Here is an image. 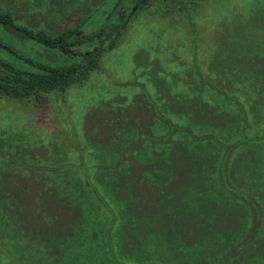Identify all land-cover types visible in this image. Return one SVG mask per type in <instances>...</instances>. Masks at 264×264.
Instances as JSON below:
<instances>
[{
	"label": "rangeland",
	"instance_id": "1",
	"mask_svg": "<svg viewBox=\"0 0 264 264\" xmlns=\"http://www.w3.org/2000/svg\"><path fill=\"white\" fill-rule=\"evenodd\" d=\"M40 3L0 12L78 40L107 29L85 76L0 96V264H264V0H152L123 19ZM0 42L21 69L91 48L60 56L1 24Z\"/></svg>",
	"mask_w": 264,
	"mask_h": 264
},
{
	"label": "trees",
	"instance_id": "2",
	"mask_svg": "<svg viewBox=\"0 0 264 264\" xmlns=\"http://www.w3.org/2000/svg\"><path fill=\"white\" fill-rule=\"evenodd\" d=\"M0 24L10 36L17 40L33 42L38 48L47 51L57 50V54L60 56L64 55L59 50L67 49L74 43H82V40L77 39L73 29L67 28L53 35H47L43 31H34L24 25L15 24L8 12H0ZM100 31L93 32L83 40L95 43L96 46H92L89 51L82 54L78 61L67 63L65 59L57 63L55 60L58 56L52 53L51 56L45 54L46 60L42 62L27 60L31 68L21 69L0 59V96L22 98L30 95L34 100H37L42 92L65 86L78 75L85 76L90 69L96 66V58L103 48V46L100 47ZM0 45L7 47L2 42Z\"/></svg>",
	"mask_w": 264,
	"mask_h": 264
},
{
	"label": "flooded vegetation",
	"instance_id": "3",
	"mask_svg": "<svg viewBox=\"0 0 264 264\" xmlns=\"http://www.w3.org/2000/svg\"><path fill=\"white\" fill-rule=\"evenodd\" d=\"M40 1V7H41V13L42 11H45L44 13L40 14L41 16L46 13V15H51L53 10H59L61 12H65L66 14L70 13L71 11L75 10H81L83 7L91 6L93 8V15H100L101 18H132L133 14L138 11H144L147 7L150 6V2L152 0H36ZM97 1V3H96ZM179 5V4H178ZM77 7V8H76ZM102 7H104L102 9ZM163 7V5H157L156 10H159ZM158 8V9H157ZM178 9L181 11L182 14L185 15L184 7L178 6ZM164 10V9H163ZM160 11V10H159ZM163 12V11H160ZM46 16V17H47ZM125 21H123L124 23ZM107 28H104L106 31ZM103 32V29H98V31ZM97 32V31H96ZM77 34V32H75ZM101 34V33H100ZM88 36V35H87ZM82 38L83 40L87 37ZM79 39V37L77 38ZM85 42H88L90 44V47L92 48V44L87 40ZM75 44H81V43H74ZM68 47L67 49H69ZM89 48V50L91 49ZM86 52H83L84 54ZM81 54V55H82Z\"/></svg>",
	"mask_w": 264,
	"mask_h": 264
}]
</instances>
